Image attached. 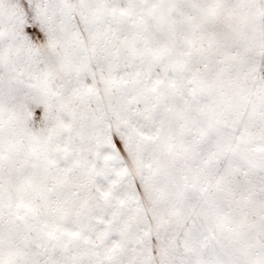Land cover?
Masks as SVG:
<instances>
[{
    "label": "snow or ice",
    "instance_id": "obj_1",
    "mask_svg": "<svg viewBox=\"0 0 264 264\" xmlns=\"http://www.w3.org/2000/svg\"><path fill=\"white\" fill-rule=\"evenodd\" d=\"M0 264H264V0H0Z\"/></svg>",
    "mask_w": 264,
    "mask_h": 264
}]
</instances>
